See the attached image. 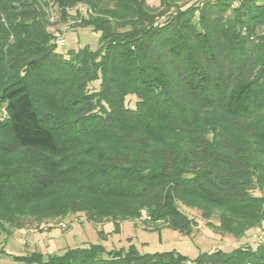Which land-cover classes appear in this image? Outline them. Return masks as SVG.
<instances>
[{
    "label": "trees",
    "instance_id": "1",
    "mask_svg": "<svg viewBox=\"0 0 264 264\" xmlns=\"http://www.w3.org/2000/svg\"><path fill=\"white\" fill-rule=\"evenodd\" d=\"M114 1L0 0V221L145 211L151 228L189 234L183 206L234 238L264 226V0ZM50 3L99 31L98 48L58 51ZM15 259L189 261L100 245ZM189 264H264V237Z\"/></svg>",
    "mask_w": 264,
    "mask_h": 264
},
{
    "label": "rangeland",
    "instance_id": "2",
    "mask_svg": "<svg viewBox=\"0 0 264 264\" xmlns=\"http://www.w3.org/2000/svg\"><path fill=\"white\" fill-rule=\"evenodd\" d=\"M190 4L196 0H176ZM114 0H107L112 5ZM151 6H157V0H148ZM82 9L85 5L81 6ZM51 25L48 31L54 39L58 51L65 53L69 49L87 46L96 50L100 44V32L89 26L72 27L74 20L68 17L63 20L56 3L49 5ZM73 11H69L70 16ZM162 20V18H160ZM70 27V28H69ZM63 31V32H62ZM130 98V97H128ZM133 97L129 105H133ZM2 112V107H0ZM4 115H0V120ZM258 193V192H256ZM181 210L196 218V226L189 234H183L169 227L151 228L144 223L131 219L115 222L106 220L95 222L89 220L82 212H67L62 216L46 217L32 220L26 227H17L7 220L0 221V264H27L16 260V256H28L37 253L42 260L49 256L61 255L68 248L100 245L105 252L127 250L133 247L138 253L175 252L192 261L198 254L214 249L228 250L240 243L247 242L253 247L257 240L254 237L256 228L244 233L241 238L229 234H218L208 227L196 210L181 206ZM30 218V217H28ZM64 225V226H62Z\"/></svg>",
    "mask_w": 264,
    "mask_h": 264
},
{
    "label": "built area",
    "instance_id": "3",
    "mask_svg": "<svg viewBox=\"0 0 264 264\" xmlns=\"http://www.w3.org/2000/svg\"><path fill=\"white\" fill-rule=\"evenodd\" d=\"M141 218H142V219H148V216H147V214L145 213V211H142V212H141ZM62 226H64V225H62ZM254 237H255L257 240H261V239H263V237H264V226L258 227V228L256 229V233L254 234ZM187 263L189 264L190 261H187Z\"/></svg>",
    "mask_w": 264,
    "mask_h": 264
}]
</instances>
